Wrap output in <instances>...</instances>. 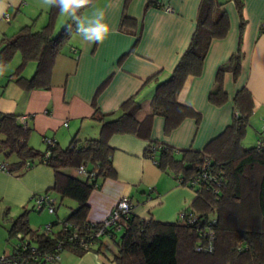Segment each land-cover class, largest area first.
<instances>
[{
    "label": "crops",
    "instance_id": "0c3cea01",
    "mask_svg": "<svg viewBox=\"0 0 264 264\" xmlns=\"http://www.w3.org/2000/svg\"><path fill=\"white\" fill-rule=\"evenodd\" d=\"M213 1L214 14L224 11L227 15V31L224 36L211 40L200 73L185 76L176 92V101L195 114L185 116L169 131L165 129V117L153 114L147 137L136 133L113 134L108 145L112 148L116 175L103 179L92 189L87 200L88 221L103 220L122 196L129 197L133 214L140 218L176 222L182 210L190 211L196 190L179 182L169 170L160 168L146 155V148L151 142L167 144L175 148L176 156H180L182 150H203L238 113L233 103L237 91L245 92L251 109L243 145L252 147L258 141L264 142V0H239V4L236 0ZM201 2L94 0L83 8L80 16L87 19L97 10L104 11L110 33L103 43L91 46L78 33L75 23L58 12L53 34L57 35L67 23L74 24V28L55 57L49 86L24 90L11 79L10 75L21 61L17 51L0 71V113L26 115L28 145L39 151L46 148L43 136L54 137L62 148L74 137L96 138L101 125L97 117L106 121L115 119L121 104L130 97L139 102L138 117L142 121L150 113L157 83L170 75L188 47ZM49 8L42 6L41 0H19L16 6L9 3L5 12L9 19L0 17V43L27 24H32L33 30L44 26ZM62 17L66 18L64 25L55 34ZM17 53L19 62L9 68ZM237 53L240 55L237 75L234 77L231 71H225L222 76L227 99L213 104L208 95L215 87L218 69ZM30 63H34L33 68ZM35 67V61H29L21 74L30 77ZM27 69H30L28 73ZM3 138L0 133V142ZM0 162L7 167L6 171L0 170L1 256L10 252L11 225L23 212H27L30 229L38 232L42 229L34 225L35 195L47 192L56 199L55 212L48 213L55 217L47 223L67 218L69 210L71 212L77 203L71 199L68 211L63 212L65 216L59 217V200L56 193L49 190L54 181L51 167L36 163L18 170L15 154L4 149L0 150ZM77 169L64 168L62 172L84 179L85 175ZM44 210L36 212L40 214ZM44 220L46 222V218ZM116 237L103 236L80 255L67 251L59 262L46 264H114L112 258L118 248Z\"/></svg>",
    "mask_w": 264,
    "mask_h": 264
},
{
    "label": "trees",
    "instance_id": "16d2710c",
    "mask_svg": "<svg viewBox=\"0 0 264 264\" xmlns=\"http://www.w3.org/2000/svg\"><path fill=\"white\" fill-rule=\"evenodd\" d=\"M236 2L239 4V0ZM214 9L213 0H202L196 29L188 47L170 75L157 83L150 113L142 121L138 117L141 106L134 97H130L121 104L115 119L106 121L101 116L97 117L101 125L96 138L74 137L64 148L55 143L49 149V156L44 157L45 150L39 151L28 145V126L24 128L18 122V116L12 113H0V133L4 137L0 150L15 154V168L18 170L26 162L33 165L44 163L51 167L54 181L49 190L60 199L69 198L77 203L64 220L80 226L82 232L90 230L85 223H88L87 200L92 189L98 187L103 179L116 175L109 138L113 134L126 133L147 137L149 119L153 114L165 117L166 131L176 127L185 116L195 114L191 108L176 101V92L185 76L200 73L211 40L224 36L227 31L226 13L214 14ZM58 12L57 8L50 7L44 26L33 30L32 24H27L0 43V71L17 51L20 52L21 61L10 77L24 90L46 88L50 84L55 57L74 28V24L67 23L54 35L53 24ZM29 61H35L36 67L30 77H24L21 71ZM239 65L240 55L237 53L218 69L215 87L208 95L211 103L220 104L227 99L222 86L223 73L231 71L235 77ZM233 103L238 113L201 151L182 150L181 155L176 156L175 148L167 144L151 142L148 145L146 155L160 168L169 170L181 183L189 184L200 171L204 156L210 160L216 181L190 185L196 190L192 209L186 210L185 218L176 222L140 218L131 212L122 221L123 229L116 237L118 248L112 258L114 264H264V142L259 148L257 145H243L250 104L244 91L234 94ZM80 165H84L88 173L84 179L62 172L64 168ZM190 214L197 216L193 223L186 219ZM57 222L55 219L50 223L54 225ZM207 229L213 233L212 250H197L199 244H207L208 238L204 235ZM16 232L29 235L46 249L54 246V238L43 237L37 230L29 228L27 212L12 222L10 234ZM89 249L71 252L80 255Z\"/></svg>",
    "mask_w": 264,
    "mask_h": 264
},
{
    "label": "built area",
    "instance_id": "2783aa9c",
    "mask_svg": "<svg viewBox=\"0 0 264 264\" xmlns=\"http://www.w3.org/2000/svg\"><path fill=\"white\" fill-rule=\"evenodd\" d=\"M167 10L171 11V8L168 7ZM6 17H8L7 14ZM26 118V115H20L17 117L18 122L24 128L27 126ZM42 141L46 145L44 157H47L50 154V147L55 145L56 140L54 137L43 136ZM256 145L259 148L262 146V142L258 141ZM32 165L33 164L26 162L23 168L28 169ZM0 170H7V167L2 162H0ZM77 171L85 176L88 174L84 165H80ZM91 174L92 173H90V175ZM212 181H216V175L211 171L210 160L207 156H204L200 171L190 179L189 185L196 186L199 185V183ZM33 199L34 210L41 211L45 209L50 214L55 212L56 199L51 195L46 193L38 194L35 195ZM132 210L133 203L129 197L122 196L114 204L109 214L103 220L99 222L87 221L88 223H85V225L89 226V232H82L80 226L64 219H58V222L54 225L51 223L44 224L38 233L43 237L47 236L54 238V246L51 249H46L43 244L40 245L34 242L29 235L23 234L22 232H16L13 235L14 242L11 246L10 252L0 256V264H46L59 262L61 260V253L64 250L72 251L88 249L103 236L116 237L123 229L122 221L130 215ZM185 216L186 211L182 210L179 213V219H183ZM186 219L188 222L193 223L196 221L197 216H192L190 214ZM204 235L208 238L207 244H199L196 246V249L211 251L213 233L210 229H207Z\"/></svg>",
    "mask_w": 264,
    "mask_h": 264
},
{
    "label": "clouds",
    "instance_id": "9594fccd",
    "mask_svg": "<svg viewBox=\"0 0 264 264\" xmlns=\"http://www.w3.org/2000/svg\"><path fill=\"white\" fill-rule=\"evenodd\" d=\"M9 3L16 6L19 0H0V17L4 19H9L5 16ZM90 3L91 0H41L42 6L57 8L61 15L69 17L75 23L78 33L89 46L103 43L110 33V26L106 22L104 11L97 10L87 19L78 14L81 9L87 7Z\"/></svg>",
    "mask_w": 264,
    "mask_h": 264
},
{
    "label": "rangeland",
    "instance_id": "374dc122",
    "mask_svg": "<svg viewBox=\"0 0 264 264\" xmlns=\"http://www.w3.org/2000/svg\"><path fill=\"white\" fill-rule=\"evenodd\" d=\"M65 19H66L65 17H62L60 19V23H58V25H57V27L55 29V34L62 28V26L64 25ZM19 56H20L19 53H17V55L15 56V58L12 60L9 68L14 67L19 62ZM29 66H31V68H33L34 67V63H30ZM29 70L30 69H27V73L29 72ZM259 142H262V141H259ZM247 143L248 142H245V144H247ZM55 195L57 196V198L59 200L58 215H59V217H64L65 214L63 212L68 209L67 208V205L69 204V202H70L71 199H69V198L60 199L59 195H57V194H55ZM33 213L35 214V223H34V225H35V227L39 228V230L41 229V227H42L43 224L47 223V220L49 221L50 219H52V217H55L54 215H49L46 210H44L40 214H38L36 211L32 212V215H34ZM68 213H70V210H69ZM67 216H68V214H67ZM44 218H46V222H45ZM120 234H121V232L118 233L117 236L119 237ZM13 242H14V238H10V241H9V244H8L9 247H10V249H11V246H12ZM66 253H67L66 250L62 251V253H61V259H62L63 255L66 254Z\"/></svg>",
    "mask_w": 264,
    "mask_h": 264
}]
</instances>
